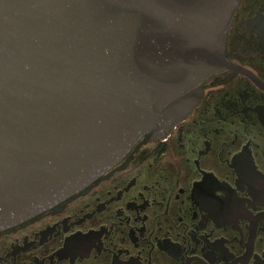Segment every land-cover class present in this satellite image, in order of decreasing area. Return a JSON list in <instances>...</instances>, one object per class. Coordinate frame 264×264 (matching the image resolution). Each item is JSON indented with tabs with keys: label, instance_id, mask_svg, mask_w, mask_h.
Instances as JSON below:
<instances>
[{
	"label": "water",
	"instance_id": "1",
	"mask_svg": "<svg viewBox=\"0 0 264 264\" xmlns=\"http://www.w3.org/2000/svg\"><path fill=\"white\" fill-rule=\"evenodd\" d=\"M236 2L0 0V229L184 116Z\"/></svg>",
	"mask_w": 264,
	"mask_h": 264
},
{
	"label": "flooded vegetation",
	"instance_id": "2",
	"mask_svg": "<svg viewBox=\"0 0 264 264\" xmlns=\"http://www.w3.org/2000/svg\"><path fill=\"white\" fill-rule=\"evenodd\" d=\"M224 58L166 133L0 229V264H264V0H237Z\"/></svg>",
	"mask_w": 264,
	"mask_h": 264
}]
</instances>
